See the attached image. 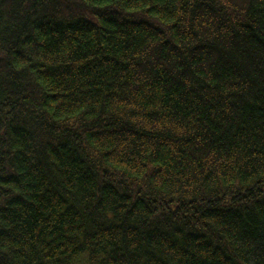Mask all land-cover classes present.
I'll use <instances>...</instances> for the list:
<instances>
[{"label": "trees", "instance_id": "16d2710c", "mask_svg": "<svg viewBox=\"0 0 264 264\" xmlns=\"http://www.w3.org/2000/svg\"><path fill=\"white\" fill-rule=\"evenodd\" d=\"M0 264H264V0H0Z\"/></svg>", "mask_w": 264, "mask_h": 264}]
</instances>
